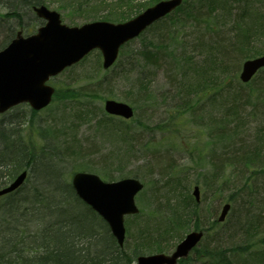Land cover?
Wrapping results in <instances>:
<instances>
[{
  "label": "rangeland",
  "instance_id": "obj_1",
  "mask_svg": "<svg viewBox=\"0 0 264 264\" xmlns=\"http://www.w3.org/2000/svg\"><path fill=\"white\" fill-rule=\"evenodd\" d=\"M157 1L160 0H44L43 3L55 9L62 22L74 26L96 20L124 22ZM226 1L234 9L242 3V0ZM183 4V8L173 10L164 21L163 18L151 24L123 45L109 68H102L101 53L94 49L50 80L56 91L45 109L29 115L27 104L13 106L0 114V123L25 115L39 144L49 142L44 151L55 150L52 161L59 175L48 181L38 174L34 178L35 184H45L40 189L44 196L41 201L48 194L50 199H60L62 194L58 197L53 189L59 190L63 183L68 189L67 184L77 170L93 172L106 181L130 177L143 183L135 196L137 214L126 215L124 219L122 249L129 263L135 261L133 252L136 256L170 254L185 234L196 229L197 222V229L205 231V236L190 256L176 264H264V141L261 140L264 108L259 105L255 108L261 110L254 113L246 104L241 121L226 122L228 127L234 126L228 131L230 135L233 133L229 140L218 137L215 121L218 106L228 107L237 98L245 103L247 92L255 95L256 91L252 92L255 86L264 87V69L255 74L249 85L240 82L238 76L243 60L264 53L262 18L253 23L245 19L246 26L252 24L244 40L247 57L241 59L234 71H225L213 43L222 42L221 35L228 39L235 34L234 17L224 13L213 19L219 11L213 12L205 4L208 15L218 22L212 25L217 32L212 39L213 33L205 34L204 23L193 22L195 13H189V6ZM8 11H11L8 5L0 1V47L17 30L30 35L44 22L31 8L20 9L18 19L6 16ZM161 38L164 41L159 46ZM214 81L218 82L216 86ZM225 84L227 87L223 88ZM201 89L206 90L203 96H199L205 92ZM198 90L201 92L196 95ZM110 98L131 105L133 119L123 122V118L106 115L103 102ZM247 149L248 157L255 151L253 159H258L259 164L241 163L239 157ZM231 156L237 160L234 165L227 163ZM29 182L27 179L19 192L31 186ZM193 185L199 188L200 202L190 220L196 201L192 196ZM9 198L0 197V203ZM224 202L230 203V210L220 221L217 216ZM83 209L86 210L84 204L80 207ZM2 214L1 217L9 213ZM20 217L18 222L28 230L25 238L30 236V229L41 230L48 224L33 225L27 216ZM7 218L10 216L0 220ZM213 222V230L202 228ZM95 232L97 238L90 245L91 250H103L106 256L114 252L116 244L111 242L108 227L97 222ZM43 234L46 235L45 230L38 235ZM209 249L219 255L210 257Z\"/></svg>",
  "mask_w": 264,
  "mask_h": 264
},
{
  "label": "water",
  "instance_id": "obj_2",
  "mask_svg": "<svg viewBox=\"0 0 264 264\" xmlns=\"http://www.w3.org/2000/svg\"><path fill=\"white\" fill-rule=\"evenodd\" d=\"M179 4L181 0H161L124 22L115 24L96 20L74 27L62 24L55 10H49L42 4L33 6L35 14L46 19L45 24L27 37H23L19 31L9 45L0 50V113L22 101L27 102L33 110L44 108L54 91L51 85L45 83L50 76L76 63L97 47L101 50L103 68H108L116 60L120 45L139 35L153 21ZM242 65L240 76L243 81H248L264 65V55L247 60ZM104 110L108 114L125 118L133 116L130 105L114 99L104 101ZM26 174V170L20 172L9 186L0 190V194L19 186ZM71 182L80 198L106 220L121 245L125 236L123 216L126 213H137L133 197L142 187L140 181L125 178L105 182L94 173L80 171L73 175ZM194 188L193 193L197 199L198 188ZM222 208L218 220H223L229 204L225 203ZM202 235V231L193 230L186 234L171 254L139 255L133 264H174L178 258L187 255Z\"/></svg>",
  "mask_w": 264,
  "mask_h": 264
},
{
  "label": "trees",
  "instance_id": "obj_3",
  "mask_svg": "<svg viewBox=\"0 0 264 264\" xmlns=\"http://www.w3.org/2000/svg\"><path fill=\"white\" fill-rule=\"evenodd\" d=\"M1 2L8 5V8L11 9V11L6 13V16L12 15L16 19L19 18V12L20 9L27 10L31 8L32 5H40V3H43L44 0H0ZM186 3L190 9L188 12L195 13L193 22L197 23H204V31L211 32L212 39L217 34L216 31L213 29V24H217V21L212 20L216 19V17L220 18V14L226 13V16H233V36H230L228 39L224 37V35H221V41L218 40L215 41L213 46L217 47V53L220 57H218L222 63L224 64V70H235L237 67H239V63L241 59L246 58L247 54L245 51L246 43H244L245 37L252 27L249 22L246 26L245 19L248 18V21H260V28L264 30V26H262V21H264V0H261L262 4L258 6L260 3V0H242V3L238 5L237 8H232L231 5L227 4L226 0H209V2H205L204 0H194V3L192 5L188 4V1H183V3ZM196 2V3H195ZM205 4H208L210 6V9L212 8V11H219L216 15L210 17L205 9ZM227 4V5H226ZM185 4L181 5L180 7L183 8ZM171 14L167 15L168 18ZM206 16H209V18H206ZM128 18V17H126ZM163 19V21L165 20ZM223 22H225V19H221ZM259 28V29H260ZM260 31V30H259ZM12 36V35H11ZM8 38V37H7ZM7 41V40H5ZM4 41V42H5ZM164 41L162 38L159 40V46H161V42ZM209 43V42H208ZM163 48V47H162ZM159 49H157L158 51ZM213 53V52H212ZM147 52H145V56H147ZM214 58V57H213ZM231 60H234L231 62ZM264 69V68H263ZM229 71V70H228ZM262 70L259 71L261 73ZM213 84L216 86L218 84L217 81H214ZM250 82V81H249ZM246 85H249L250 83L246 82L243 83ZM213 86V88H214ZM227 87V84L223 86ZM202 93H199V96H203L206 94V90ZM200 90L196 91L195 94L197 95L198 92H201ZM256 91L255 95L248 94V92L245 94L246 101L245 103L238 102V99L236 100L235 104L233 101L229 104L228 107L226 105H220L217 108V116H215V121H217V135L219 138H228L231 139L233 136L228 133L229 130L234 129L233 127H228L226 122L232 123L236 120L241 121L239 118L243 116V111H245L246 104L251 106V112L254 111L256 113L258 110L255 107L264 108V87L255 86L254 90ZM208 95V93H207ZM253 96V97H252ZM217 99V97H215ZM257 98V102H255ZM241 100V99H240ZM223 100L220 102L222 103ZM203 106V105H202ZM251 112L249 114H251ZM33 115L35 111H30ZM12 120H8L6 122L0 123V186H2L5 182L9 181L12 177L15 176L16 172H18L21 169H24L25 167H28L30 169V177L28 180L34 181L35 176L38 174L40 178L47 181L48 179L54 178V176L57 174L59 175L58 167L55 165L56 163L52 161L55 157V150H51L48 148V152L44 151L46 145H48L49 142L46 141L45 144L41 145L39 144L37 139V136L32 134V129L30 128V120H28L25 115L23 116H15L14 118H11ZM236 119V120H235ZM125 122L124 120H122ZM121 121V122H122ZM222 122V123H221ZM222 124V127H220ZM26 130V135L23 134V131ZM213 130V129H212ZM22 132V133H21ZM133 138V135H129V139ZM264 141V136H262L261 140ZM135 140V139H133ZM36 141V142H35ZM263 146H264V142ZM38 144V145H37ZM38 146V148H37ZM257 150V148L255 149ZM243 154L240 155L239 160L243 164H249L254 163L256 164L258 162V159L254 160L253 156L255 155V151H253L252 155L248 157L249 152L248 149L244 150L242 152ZM233 157V156H231ZM230 157V158H231ZM263 158V157H261ZM260 158V159H261ZM236 159L233 157L232 159H229L227 163L234 165L236 164ZM259 164V162H258ZM46 171V172H45ZM33 177V179H31ZM29 182V183H30ZM39 186L37 189H35L36 195L33 196V199L36 201H40L44 198L42 196L40 189L45 187ZM65 184L61 186L60 192L62 193V199L66 202L64 203L63 207V214L68 215L72 212H75L78 215H84L90 219V221L84 223V228L77 232L73 226H71V222L69 218H64V224L67 225V229L64 230L63 225H59L57 223L55 224V228L51 229V233L48 236L45 234L43 235H37L36 239H34L33 242L29 241L26 242V240L23 239V233L28 231L26 228L22 226L21 223H19V218H21V214L19 215L18 212L20 211L17 206L14 208H7V205L9 204L8 201L1 202L0 203V219L6 217H15L14 220L11 218V220L8 222L6 221L4 224L0 223V264H128L129 260H126V254L124 253L123 249L119 246H116L115 251L112 252L110 255L106 256L102 252L95 250L92 251L90 245L96 240V232H95V223L100 222L104 225L100 217L92 212L90 208L84 205V208L86 210H80V207L84 204L81 203L76 195L73 193L71 185L67 184L68 189H65ZM34 189V188H33ZM56 189H53L55 191ZM49 199V194L46 197V200ZM38 201V202H39ZM46 203V202H45ZM9 209V210H8ZM6 210V211H5ZM4 212L9 213L8 215L5 214V216L1 217ZM18 214V215H17ZM193 214H196L195 212H192L189 216H192ZM13 222L11 224L10 222ZM28 222V221H27ZM26 223V222H25ZM17 224V225H15ZM195 227H199V224L197 222L195 223ZM211 226V223H209ZM15 225V226H14ZM105 226V225H104ZM208 224H204L202 227L207 228ZM42 232L39 231L38 234ZM50 238L49 240L47 238ZM83 238L88 240H84ZM65 241V243L59 247V248H53L55 243H59ZM82 241H87V244H83ZM49 242H52L53 244L50 246ZM78 243V244H77ZM99 252V253H98ZM86 253H88L86 255ZM102 253V254H101ZM136 252H133V256L136 257ZM98 255H101L102 257H108L106 258H99Z\"/></svg>",
  "mask_w": 264,
  "mask_h": 264
},
{
  "label": "bare ground",
  "instance_id": "obj_4",
  "mask_svg": "<svg viewBox=\"0 0 264 264\" xmlns=\"http://www.w3.org/2000/svg\"><path fill=\"white\" fill-rule=\"evenodd\" d=\"M15 179H10L9 181L5 182L2 186H0V190L4 189V187H7L9 186L10 183H12ZM31 186H26L25 189L21 192L20 189L23 187V186H17L15 187L14 189H12L11 191H7L3 194H0V196H8L10 197L7 201H8V205H7V208H14L17 206V208L20 210L18 214H22L24 215L25 217L27 216L28 217V221L31 222L32 224L35 223V222H40L42 224L44 223H48L47 225L44 224L42 227L41 230L37 229V227H34V230L33 229H30V236L28 238H25V236L27 235V232H24L23 233V239L26 240V242L29 243V241L33 242L34 239H36L37 235H38V232L39 231H43L44 230L46 231V236L49 237L50 233H51V229L55 228V224L54 223H57L59 225H63L64 226V230L67 229V225H65L64 223V218H69L70 219V222H71V226H73V228L77 231V232H80L83 228H84V223L90 221V219L84 215H78V213L76 214L75 212H72L68 215H64L63 214V207H64V203L66 202L65 200L62 199V196L60 199H47L45 201H42L40 203V201H36L33 199V196L36 195L37 192H35V189H37V187H39L38 184H35L34 181H31ZM65 184V183H63ZM62 184V185H63ZM59 186V190L56 189L55 191L59 194L58 197L60 196V190H61V186ZM70 185H71V188H72V191L73 193L76 195L77 199L81 202V203H84L85 206H87L88 208H90V210H92V207L90 205H88L87 203H85V201L83 199L80 198V196L78 195V193H76L74 187H73V184L70 180ZM34 188V189H33ZM20 193L18 195H16V193ZM16 196V197H15ZM17 197H23V199H18ZM28 199V200H27ZM12 201V202H11ZM46 202V203H45ZM197 206L198 204L195 203L194 207L192 208V211L193 212H197ZM9 210V209H8ZM17 214V215H18ZM192 217L194 218V214L192 216H189V219L192 220ZM11 217L10 218H7L6 220L2 221L0 220V222H6V221H10ZM218 220V219H217ZM3 223V224H4ZM17 225V224H15ZM14 225V226H15ZM35 225V224H33ZM214 225V222L211 223V229L210 230H213L212 229V226ZM207 228H210V224H208ZM209 230V231H210ZM191 232V231H189ZM213 232V231H212ZM108 233L111 237V242L114 244H116L117 240L115 238V236L112 234L110 228H108ZM47 238V237H46ZM48 240L50 238H47ZM65 243V241H62V242H59V243H55L54 247L53 248H59L61 247L63 244ZM53 243L52 242H49V245L51 246ZM99 250V249H98ZM196 250V248H191L188 252H187V255L186 256H183L184 258L188 257L191 255V253H193L194 251ZM103 251V250H102ZM100 251V252H102ZM208 252L210 253V257L213 256V258L217 255V252L213 249H209ZM207 252V253H208ZM103 253V252H102ZM182 257V258H183ZM136 258L137 256L135 257V261L132 262V263H129V264H133L136 262ZM210 259V258H209ZM212 260V258H211Z\"/></svg>",
  "mask_w": 264,
  "mask_h": 264
}]
</instances>
